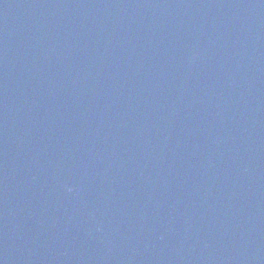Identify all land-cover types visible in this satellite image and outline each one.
<instances>
[{"label":"water","instance_id":"95a60500","mask_svg":"<svg viewBox=\"0 0 264 264\" xmlns=\"http://www.w3.org/2000/svg\"><path fill=\"white\" fill-rule=\"evenodd\" d=\"M0 264H264V0H0Z\"/></svg>","mask_w":264,"mask_h":264}]
</instances>
